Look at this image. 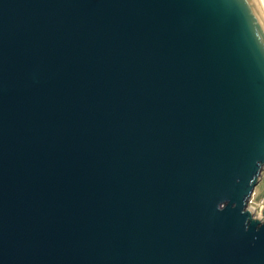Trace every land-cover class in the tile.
Wrapping results in <instances>:
<instances>
[{
	"label": "water",
	"instance_id": "obj_1",
	"mask_svg": "<svg viewBox=\"0 0 264 264\" xmlns=\"http://www.w3.org/2000/svg\"><path fill=\"white\" fill-rule=\"evenodd\" d=\"M263 166L259 0H0V264H264Z\"/></svg>",
	"mask_w": 264,
	"mask_h": 264
},
{
	"label": "clouds",
	"instance_id": "obj_2",
	"mask_svg": "<svg viewBox=\"0 0 264 264\" xmlns=\"http://www.w3.org/2000/svg\"><path fill=\"white\" fill-rule=\"evenodd\" d=\"M262 177H264V172H262ZM258 189V188H257ZM257 189L252 191L250 198L245 204V208L243 210H246L252 214L253 220H259L260 223H257L255 226V230L259 231L261 227H264V215L261 214V206L256 203V192ZM222 207V206H221ZM248 221H245V229L248 227Z\"/></svg>",
	"mask_w": 264,
	"mask_h": 264
},
{
	"label": "rangeland",
	"instance_id": "obj_3",
	"mask_svg": "<svg viewBox=\"0 0 264 264\" xmlns=\"http://www.w3.org/2000/svg\"><path fill=\"white\" fill-rule=\"evenodd\" d=\"M262 172H264V166L261 170L260 180L258 181V184L254 187V190L258 188L255 199L256 203L261 207L264 206V177H262Z\"/></svg>",
	"mask_w": 264,
	"mask_h": 264
},
{
	"label": "bare ground",
	"instance_id": "obj_4",
	"mask_svg": "<svg viewBox=\"0 0 264 264\" xmlns=\"http://www.w3.org/2000/svg\"><path fill=\"white\" fill-rule=\"evenodd\" d=\"M259 3H260L261 8H262V10L264 12V0H259Z\"/></svg>",
	"mask_w": 264,
	"mask_h": 264
}]
</instances>
